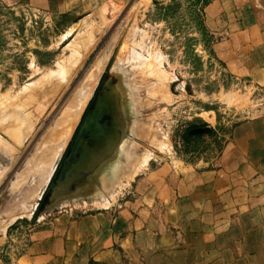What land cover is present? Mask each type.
<instances>
[{
  "label": "rangeland",
  "instance_id": "rangeland-1",
  "mask_svg": "<svg viewBox=\"0 0 264 264\" xmlns=\"http://www.w3.org/2000/svg\"><path fill=\"white\" fill-rule=\"evenodd\" d=\"M205 1L78 0L58 14L0 0V238L36 223L45 208L114 214L158 169L181 174L214 163L260 99L214 56L201 22ZM101 59L102 75L60 151L64 124ZM108 82L134 91L127 130L103 166L89 165L97 175L72 177L71 142Z\"/></svg>",
  "mask_w": 264,
  "mask_h": 264
},
{
  "label": "crops",
  "instance_id": "crops-1",
  "mask_svg": "<svg viewBox=\"0 0 264 264\" xmlns=\"http://www.w3.org/2000/svg\"><path fill=\"white\" fill-rule=\"evenodd\" d=\"M21 1L66 14L78 0ZM201 22L223 70L260 99L214 163L158 169L114 214L45 208L0 238V264H264V0H208Z\"/></svg>",
  "mask_w": 264,
  "mask_h": 264
},
{
  "label": "bare ground",
  "instance_id": "bare-ground-1",
  "mask_svg": "<svg viewBox=\"0 0 264 264\" xmlns=\"http://www.w3.org/2000/svg\"><path fill=\"white\" fill-rule=\"evenodd\" d=\"M102 59L106 61L107 56L106 59ZM102 59L98 63H104L102 65L100 64V69H95V71L98 73L97 75L93 74L95 77L92 76V78L95 79L94 81L92 80L93 82L91 81V87H89V90L85 94H82L83 98L80 97L81 100L78 101L77 106L70 115V118L67 119L68 125L66 123L64 124L66 127L62 130V133L59 137V142H57L58 145H56L60 151L64 148L69 136H71V133L74 129L73 125H75V123L78 121L79 115L83 108L87 106L86 104L88 99L93 94L95 86L102 75V71L105 67V61H102ZM113 75L118 74L113 71ZM123 84L124 83H119V85L115 88L111 87L110 83L108 82L105 86L104 93L95 103V109L90 111L86 116V113L84 114V121L73 140L71 154L67 158V164L65 166V169H70L72 171L70 173L72 177L79 174L80 177H83L84 175L88 177L97 175L96 170H91L88 168L89 165L96 163L98 166H103L110 155L116 154L114 147L119 143L120 135L125 130H127V118L131 114H129L127 110L126 100H131V98H133L134 92L133 90L126 88L124 86L125 84ZM87 88L88 87H86L85 90ZM121 91H125L128 94L130 91H132L129 94L130 98H125L123 95H120L122 94ZM44 181L46 182V180Z\"/></svg>",
  "mask_w": 264,
  "mask_h": 264
},
{
  "label": "water",
  "instance_id": "water-1",
  "mask_svg": "<svg viewBox=\"0 0 264 264\" xmlns=\"http://www.w3.org/2000/svg\"><path fill=\"white\" fill-rule=\"evenodd\" d=\"M75 137H76V135H75ZM72 144H73V142H71ZM72 144H71V146H72ZM70 149H71V147H70ZM64 166V165H63ZM63 168V167H62ZM62 170V169H61ZM19 223H21L20 221H19Z\"/></svg>",
  "mask_w": 264,
  "mask_h": 264
},
{
  "label": "trees",
  "instance_id": "trees-1",
  "mask_svg": "<svg viewBox=\"0 0 264 264\" xmlns=\"http://www.w3.org/2000/svg\"><path fill=\"white\" fill-rule=\"evenodd\" d=\"M207 2H208V1H205V2H204V5H206Z\"/></svg>",
  "mask_w": 264,
  "mask_h": 264
}]
</instances>
